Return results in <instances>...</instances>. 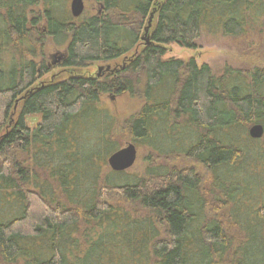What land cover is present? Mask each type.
Returning <instances> with one entry per match:
<instances>
[{
    "label": "trees",
    "instance_id": "16d2710c",
    "mask_svg": "<svg viewBox=\"0 0 264 264\" xmlns=\"http://www.w3.org/2000/svg\"><path fill=\"white\" fill-rule=\"evenodd\" d=\"M68 1L0 0V264H264V134H249L264 66L167 56L204 28L263 33L264 0H91L80 17ZM47 37L59 67L124 61L40 81ZM125 93L142 101L121 131L150 148L141 175L108 164L122 139L102 97Z\"/></svg>",
    "mask_w": 264,
    "mask_h": 264
},
{
    "label": "rangeland",
    "instance_id": "374dc122",
    "mask_svg": "<svg viewBox=\"0 0 264 264\" xmlns=\"http://www.w3.org/2000/svg\"><path fill=\"white\" fill-rule=\"evenodd\" d=\"M69 0V9H70ZM86 11L91 9V0H85ZM40 30H43L44 24H41ZM251 36V37H250ZM250 39L245 42H238L230 37L222 35L220 32H211L208 29L204 28L202 31L201 37L198 40L199 48L197 49H188L180 47L176 44H171L167 46L168 57H180V58H189L194 57L198 65L209 64L212 66L213 70L216 73L223 71L226 65H230L236 68H251L254 66H264V32L251 33ZM36 36L33 41L36 45V48L41 49V45L36 41ZM64 53L63 46H56L51 37H47L45 45L43 48V54L45 60L50 65L55 66V68L40 81H59L70 75H96L100 68L105 66H110L111 69L116 67V65L121 64L124 59L119 60L118 62L111 63H96L92 66L82 69H68L59 67L58 65L62 60H59L58 56ZM55 62V63H54ZM102 101L110 107L117 119V136H121L122 147L126 146L132 140L128 137L127 134H122V127L124 120L130 115L134 114L142 106V101L137 97H131L129 94H122L119 96L113 97L112 95H104ZM30 124L34 125L37 123L38 118L32 117L29 119ZM119 134V135H118ZM122 134V135H121ZM121 147V148H122ZM137 147V159L135 164L127 169L126 171L131 174L141 175L144 173L146 168L151 165L149 158L150 157V148L144 145H136ZM175 164L177 166H190L194 163H191L185 158H173L172 161H164L158 158L152 163L156 166H164L165 163ZM164 163V164H163ZM196 165V164H195ZM197 168L207 177L209 173L201 166L196 165ZM109 169L110 166H109Z\"/></svg>",
    "mask_w": 264,
    "mask_h": 264
},
{
    "label": "water",
    "instance_id": "95a60500",
    "mask_svg": "<svg viewBox=\"0 0 264 264\" xmlns=\"http://www.w3.org/2000/svg\"><path fill=\"white\" fill-rule=\"evenodd\" d=\"M85 0H71L70 10L73 17H80L85 11ZM148 30V29H147ZM145 41L147 38L143 37ZM59 60H62V53L58 56ZM55 63V62H54ZM110 69V66H107ZM100 68V70H102ZM249 134L254 139H260L264 134V125L261 123L253 124L249 129ZM137 159V147L133 142L128 143L126 146L113 152L108 158V164L114 171H125L131 168Z\"/></svg>",
    "mask_w": 264,
    "mask_h": 264
},
{
    "label": "flooded vegetation",
    "instance_id": "af4514ba",
    "mask_svg": "<svg viewBox=\"0 0 264 264\" xmlns=\"http://www.w3.org/2000/svg\"><path fill=\"white\" fill-rule=\"evenodd\" d=\"M62 56H63V54H62ZM50 64V63H49ZM50 66H52V65H50Z\"/></svg>",
    "mask_w": 264,
    "mask_h": 264
}]
</instances>
